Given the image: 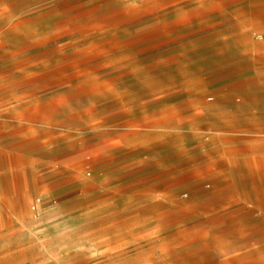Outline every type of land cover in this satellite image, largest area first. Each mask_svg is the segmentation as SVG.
<instances>
[{
    "label": "rangeland",
    "instance_id": "obj_1",
    "mask_svg": "<svg viewBox=\"0 0 264 264\" xmlns=\"http://www.w3.org/2000/svg\"><path fill=\"white\" fill-rule=\"evenodd\" d=\"M200 1L0 0V264H264V188L190 174L217 95L264 143V7Z\"/></svg>",
    "mask_w": 264,
    "mask_h": 264
},
{
    "label": "crops",
    "instance_id": "obj_2",
    "mask_svg": "<svg viewBox=\"0 0 264 264\" xmlns=\"http://www.w3.org/2000/svg\"><path fill=\"white\" fill-rule=\"evenodd\" d=\"M200 2L201 5L212 6L208 13L217 17L241 14L249 18L254 15L251 10L253 7H264V0H201ZM231 7H240V9ZM258 50V59L249 68L254 66L255 69L264 71V48L258 47ZM247 101L246 98L223 94L217 95L215 101L207 106L209 109L218 108V110L208 113L212 118L207 129L210 136L205 140L196 141L200 156L191 163L190 174L200 181L238 183L243 192L240 197L252 200L256 206H261L263 199L252 196L250 192L257 193L256 191L264 188V143L258 142L257 138L236 134L246 129L241 125H235L233 121L226 120L231 113L229 111L231 107L222 105L224 102H233L236 104V109L233 111H245L242 103Z\"/></svg>",
    "mask_w": 264,
    "mask_h": 264
},
{
    "label": "built area",
    "instance_id": "obj_3",
    "mask_svg": "<svg viewBox=\"0 0 264 264\" xmlns=\"http://www.w3.org/2000/svg\"><path fill=\"white\" fill-rule=\"evenodd\" d=\"M38 205H39V200L36 201V202L32 205L33 209H36V208L38 207Z\"/></svg>",
    "mask_w": 264,
    "mask_h": 264
}]
</instances>
